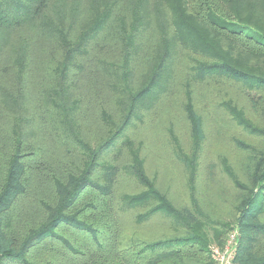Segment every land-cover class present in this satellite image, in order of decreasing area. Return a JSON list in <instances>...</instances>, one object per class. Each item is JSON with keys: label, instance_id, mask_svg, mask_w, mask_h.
Wrapping results in <instances>:
<instances>
[{"label": "trees", "instance_id": "obj_1", "mask_svg": "<svg viewBox=\"0 0 264 264\" xmlns=\"http://www.w3.org/2000/svg\"><path fill=\"white\" fill-rule=\"evenodd\" d=\"M83 6L90 15L75 31ZM154 22L157 54L144 58ZM108 41L121 47V60L107 58ZM177 46L200 57H193L183 105L194 149L190 158L183 148L175 152L193 186L206 134L190 82H237L264 118V0H0V264H214L207 229L223 245L221 222L193 191L189 205L177 206L149 177L142 143L129 134L165 88ZM143 59L140 81L135 68ZM91 101L99 102L105 129L95 144L83 131ZM227 106L264 138V126ZM236 145L248 153L253 184L241 231L256 234L264 230V147ZM120 149L127 155L114 159ZM125 175L143 189L123 190ZM131 209L139 225L165 215L186 234L127 240L118 218ZM243 240L235 263L264 264V248L254 250L252 235Z\"/></svg>", "mask_w": 264, "mask_h": 264}, {"label": "rangeland", "instance_id": "obj_2", "mask_svg": "<svg viewBox=\"0 0 264 264\" xmlns=\"http://www.w3.org/2000/svg\"><path fill=\"white\" fill-rule=\"evenodd\" d=\"M89 1L83 0V5L89 3ZM82 11L77 16L78 22L74 27L75 31L79 30L81 22L85 21L87 16L90 15L89 6H83ZM155 30L156 25L154 22L153 27H150L146 32L147 45L143 53L144 58H151L157 54L156 49L159 43H157L158 37ZM103 43L108 46L107 58L109 60H121L122 50L117 43L112 41ZM43 46L48 47V50H57V55H60L56 43L46 40L43 42ZM97 53L101 54L100 51H97ZM193 57L200 58L184 47H176L168 65L169 76L166 78L165 88L159 91L157 96L153 98V103L143 110L142 120L138 121L129 130V134L133 139L142 143L141 155L145 159L147 174L156 181L158 187L166 192L177 206L189 205L193 191L204 211L212 219L221 222L223 245L213 241V229L211 227L207 229L212 240L209 245H212L211 249L225 247L233 232H237L234 240V243H237L236 255L238 249L244 246L243 239L246 235L253 236V240H255L254 250L264 248V230L256 234L251 230L242 233V226L239 222L242 203H245L249 191L253 189V184L247 170L248 153L236 145V140H242L259 149L264 147V138L250 133L237 122L233 114L227 109V105L230 104L241 110L254 126L258 128L264 126L261 111L252 108L245 88L241 84L225 78L190 82L191 100L195 109L203 118L206 134L199 154L197 180L193 186L184 164L176 156L177 148H183L189 158L194 149L192 147L190 124L183 107L186 101V83L189 82ZM145 63V59L136 63V76L140 81L144 75H142V72L146 70ZM35 82L36 80L33 81V83ZM104 106L109 110V101L104 102ZM100 107L98 101L89 103V112L85 115L87 125L85 123L83 125V131L85 130L93 144L104 135L105 130L99 120ZM38 138L41 139L42 136ZM120 153L122 157L120 155L114 159L120 160L122 158L123 160L125 158L123 156L127 155V152L122 154V149H120ZM113 154L115 153L109 155L110 158ZM129 178L128 175L120 178L119 183L123 190L137 193L143 189ZM237 180L243 187L236 185ZM80 206L78 205V208ZM137 212H141V210L136 208ZM134 214L135 209H131L124 214L119 213L118 223L122 222L120 225L127 240L140 238L148 242L186 234L184 228L176 226L165 215H157L139 225L135 222ZM29 221L33 220L29 218ZM258 221L264 226V214L258 217ZM209 255L212 259L211 252H209ZM232 264L238 263H235L234 259Z\"/></svg>", "mask_w": 264, "mask_h": 264}, {"label": "built area", "instance_id": "obj_3", "mask_svg": "<svg viewBox=\"0 0 264 264\" xmlns=\"http://www.w3.org/2000/svg\"><path fill=\"white\" fill-rule=\"evenodd\" d=\"M237 232H233L230 240L223 248L214 247L211 249L214 264H232L237 252V243H234Z\"/></svg>", "mask_w": 264, "mask_h": 264}]
</instances>
